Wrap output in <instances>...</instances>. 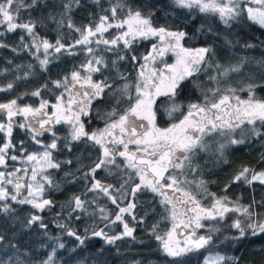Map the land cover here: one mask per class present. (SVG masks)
I'll list each match as a JSON object with an SVG mask.
<instances>
[{"label":"trees","instance_id":"trees-1","mask_svg":"<svg viewBox=\"0 0 264 264\" xmlns=\"http://www.w3.org/2000/svg\"><path fill=\"white\" fill-rule=\"evenodd\" d=\"M69 2L23 0L25 7L19 12V22L35 23L37 42L46 39L55 44L60 39L66 46L60 53L50 49L46 66H41L39 62L44 59L43 48L37 52L32 37L23 29L1 32L0 44L5 46L0 47V89H7L8 84H12V88L0 91V103L13 99L21 107H38L42 99L50 104L55 103L62 89L56 88L53 82L62 80L73 70H79L91 58L86 51L89 45L69 47L80 39V33L75 28L94 26L101 15L111 17L109 10L113 6H118L119 18H123L128 9L139 10L144 15L153 14V26L186 33L181 41L184 47L212 50L206 57L207 63L201 65V71L181 82L175 98L163 96L157 99L155 112L159 127L167 128L178 122L182 118L181 113L187 111L188 104L201 102L202 91L210 88H233L237 90V95L247 99L245 89L251 84L255 86L256 97L264 99V28L248 20L246 14L225 25L218 15L179 8L173 0H99L98 3L97 0H79L78 3L73 2L71 10L66 12L64 6ZM69 23L74 28H69ZM119 31L113 28L104 33V38L111 39ZM155 42L153 38L137 39L130 49H124L120 44L113 51H107L106 47L109 46L103 44L97 46L93 54L102 56L107 67L94 73L92 78L94 81L106 80L111 88L92 103L89 115L82 120L85 131L91 133L103 129L109 112L116 109L122 113L134 103L136 77L143 63L142 57L151 52ZM119 55L125 59L119 60ZM132 56L137 58L136 61L132 60ZM241 60H246V63L240 72H232L226 77L218 75L223 68L236 65ZM113 61H116L115 66ZM172 63L171 56L168 64ZM217 64L222 67L218 69ZM121 76L125 78L121 79ZM210 76H216L217 80H210ZM126 83L129 85L128 93L133 97L131 101L122 92ZM36 90H40L39 97L31 95ZM174 104L182 106L181 112H173L170 118L168 111ZM6 119L0 113V122H6ZM23 122L21 117L18 118L17 124ZM244 127L246 129L248 126ZM70 130V126L64 123L54 128L60 139L57 149L52 151V159L59 162L60 167L47 169L46 174L50 175L53 184H46L42 193V198L51 200L52 205L40 211L29 204L11 200L0 203V208L8 203L12 209L7 213L0 211V236L3 237L0 240V264H44L50 256L51 264H205L206 260L217 255L225 257L221 264H264V233L253 235L250 229L245 228V234L241 236L239 230L231 225L236 219L243 221L244 225L248 221L237 212H228L222 219L217 217L202 221L205 227L197 229L198 236L212 237L204 248L181 256L168 255L162 241L156 238H167L166 233L171 229L170 220L165 219L168 213L161 203L163 197L147 188H141L133 195L132 189L139 183V177L135 170L125 168L122 161L117 163L120 167L98 169L93 179L90 169L101 157L102 150L86 138L71 141ZM233 135L241 138L240 130ZM40 139L47 144L52 137L46 134ZM6 140L4 133H1L0 145ZM11 142L15 146L12 154L20 155L24 150L28 153L43 150L32 141L30 134L17 126ZM203 144V148L195 150L190 165L186 162L183 174L179 175L181 180L191 182L182 187L190 190L204 207L211 206V194H215L216 198L226 196L230 207L251 206L250 210L256 214L254 219H264V184L259 181L251 185L242 181L232 182L244 167L257 173L264 171V136L257 138L245 133L244 143L233 145L229 143V137L214 134L203 139ZM221 144L225 145L222 150ZM95 180L113 186L110 194L116 197V204L99 190L89 191ZM201 181L203 186L198 187ZM226 185H230L227 190ZM73 196H80L85 201L83 210H72L69 202ZM129 203L135 205V218H127L133 229L131 236L108 244L104 238L93 235V232L101 230H106L108 237L120 235L123 225L114 221L119 207H126ZM101 208L104 209L103 213L100 212ZM32 215L40 216L41 220L29 225ZM41 223L46 227L41 228ZM60 224L65 227H59ZM69 231L76 235H68ZM76 236L84 239L82 245ZM61 243L63 248L59 247Z\"/></svg>","mask_w":264,"mask_h":264},{"label":"snow or ice","instance_id":"snow-or-ice-1","mask_svg":"<svg viewBox=\"0 0 264 264\" xmlns=\"http://www.w3.org/2000/svg\"><path fill=\"white\" fill-rule=\"evenodd\" d=\"M73 2L78 3L79 0H70L64 6L66 12L71 10ZM173 3L179 8L198 9L200 13L218 15L225 25H229L230 21L246 14L248 20L264 28V0H173ZM249 4L257 5V7H250ZM22 7H25L23 0H0V26H5L7 32L23 29L30 35L36 51L39 52L41 47L43 48L44 59H40L39 62L41 66H46L49 63V50L60 53L62 49H66V46L61 43L60 39H57L55 44L46 39H40L37 42V35L34 31L35 23L32 21L19 22V12ZM117 7L110 8L111 17L101 15L94 26L88 25L83 29L75 28V31L80 33V39L69 47L87 46L94 42L96 45L109 46L106 50L113 51L120 44L124 49H130L137 39L156 38L158 44H153L151 52L142 57L145 63L140 66L135 83L134 103H131L122 113H118L116 109L109 112L103 129H97L91 133L85 131L81 116L89 115L92 102L102 98L105 90L111 88L106 80L94 81L92 78L93 73L101 72L103 67H107L102 56L93 54L92 47L86 48L91 58L87 59L79 70H73L62 80L53 82L56 88L62 89L56 96L55 103L50 104L48 100L43 99L38 107L32 105L21 107L16 99L0 103V113L7 118L6 122H0V133H5L8 138L7 142L0 145V168H7L8 160L18 159L16 155H9V150L15 147L10 139L14 125L24 129L30 134L32 141L43 149L41 152L26 155L25 161L31 166L30 169L14 168L12 172L0 171V201L11 200L19 204H29L40 211L52 205L51 200L42 198V193L46 184H53L50 175L46 174L47 169L60 167V163L52 159V151L57 149V142L60 139L54 131V125L64 123L70 126L71 141L86 138L102 150L101 157L90 169L93 179L96 171L102 167L107 165L120 167L116 163V157L119 156L126 168L135 170L136 176L139 177V183L132 189L133 195L143 187L163 197L161 203L168 213L165 219L170 220L171 229L166 233L167 238L160 236L156 238L162 241L163 249L168 255L179 256L185 252L204 248L211 242L212 237L211 235L197 236V229L205 227L202 221L215 220L217 217L222 219L228 212L240 213L247 219L246 225L240 219L234 220L231 225L239 230L241 236L245 234V228L250 229L253 235L264 233V219H254L256 214L250 210L251 206L230 207L226 196L216 198L215 194H211L213 196L211 206L204 207L190 190L182 187L183 184L191 182L179 178V175L183 174L186 162L190 165L191 156L195 150L198 147H204L203 138L205 136L218 133L229 137V143L233 145L244 143L245 133L257 138L264 136V99L256 97L255 86L251 84L245 89L248 93L247 99L237 95V90L233 88L224 90L219 87L210 88L202 91L201 102L188 104L187 111L181 113L182 118L178 122L172 123L167 128L159 127L153 108L156 97L164 95L175 98L181 82L201 71V65L207 63L206 57L212 50L205 47L195 49L184 47L181 41L186 33L153 26L151 19L153 14L144 15L139 10L128 9L126 15L119 18ZM68 27L74 28V25L69 23ZM113 28L120 30L119 34L111 39L104 38V33ZM93 37H96L95 41L91 39ZM4 46L0 44V47ZM168 52L175 56V62L172 64L163 61V57ZM158 57L163 63V68H150L149 65L155 64ZM118 59L123 60L125 57L119 55ZM136 59L132 56L133 61ZM115 63L116 61H113L114 66ZM245 63L246 60H241L236 65L223 68L218 75L226 77L232 72H240ZM209 67H211L210 64ZM216 67L220 69L222 66L217 64ZM124 78L121 76V79ZM209 79L216 81L217 77L210 76ZM11 88L12 84H8L7 89ZM7 89H0V91ZM128 89L129 85L126 83L123 85L122 92L131 101L133 97L128 93ZM40 94V90L31 93L34 97H39ZM49 108L52 109L51 112L48 111ZM181 108V105L174 104L168 111V116L171 118L173 112H181ZM17 116L22 117L24 122L17 124L15 121ZM112 117L117 118L112 119ZM245 125L248 126L246 129ZM237 130H240L241 134L239 139L233 135ZM45 134H51L50 143L44 144L39 139ZM22 144L23 141H21ZM130 145H135V149H130ZM224 147L225 145H220L221 150ZM21 171L25 176L30 171L28 182L22 183L24 177L16 175ZM241 181L248 185L255 181L264 184V171L257 173L254 169L244 167L233 177L232 182ZM5 185H13L14 192H10ZM202 186L201 181L198 187ZM228 186L230 185H226L225 190ZM112 187V185H104L99 180H95L89 191L99 190L109 196L113 204H116V197L109 192ZM22 189H26L27 195L18 199L22 195ZM176 193L180 195L177 196ZM69 204L73 211L83 210L85 201L80 196H73ZM134 207L132 203H129L127 207H119L116 221H121V214L130 212ZM11 210L8 203H4L0 208V211L5 213ZM100 212L103 213L104 209L101 208ZM39 220H41L40 216L32 215L28 224ZM58 226L65 227L63 224ZM40 227L45 228L46 225L41 223ZM155 227L154 225V229ZM178 229L181 231L178 232ZM188 229L191 231H184ZM132 232L133 229L125 223L122 235L131 236ZM68 235L75 236L76 234L69 231ZM93 235L105 236L109 244L121 238V236L107 237L103 230L93 232ZM178 235L184 237L182 242L177 239ZM2 239L3 237L0 236V240ZM76 239L81 245L84 243L81 237L76 236ZM59 247L63 248L64 245L61 243ZM51 260L50 256L44 264H51ZM224 260L225 257L217 255L206 260L205 264H221Z\"/></svg>","mask_w":264,"mask_h":264},{"label":"rangeland","instance_id":"rangeland-1","mask_svg":"<svg viewBox=\"0 0 264 264\" xmlns=\"http://www.w3.org/2000/svg\"><path fill=\"white\" fill-rule=\"evenodd\" d=\"M250 7H257V5H254V4H250ZM255 24H257V23H255ZM257 25H259V24H257ZM260 26V25H259ZM4 30H6V28H5V26H0V33L2 32V31H4ZM111 30V29H110ZM107 33V32H106ZM93 41H95V39H96V37H93V38H91ZM156 42H155V44H158V40L156 39V38H153ZM90 47H92L93 49H94V51H96L97 49V46H99V45H96L94 42L92 43V44H90L89 45ZM173 57V63L175 62V56L171 53V52H168V53H166L165 54V56L163 57V61L164 62H166V63H168V60H169V57ZM145 63V61L143 60V63L142 64H144ZM141 64V65H142ZM140 65V66H141ZM140 66H139V69H138V73H139V71H140ZM149 67L151 68V67H155V68H157V69H159V68H163V63H161L160 62V58L158 57L157 58V62L155 63V64H150L149 65ZM138 73H137V76H138ZM93 75H94V73H93ZM136 80H137V77H136ZM162 96H164V95H161V96H158V97H156V100H155V103H156V101H157V99L158 98H160V97H162ZM93 103V102H92ZM153 108H154V111H155V104L153 105ZM85 116H81V121L83 120V118H84ZM18 118H20V116H17V117H15V121H16V123H17V121H18ZM22 118V117H21ZM23 119V118H22ZM6 121V120H5ZM58 125V124H57ZM15 129V125H14V127H13V130ZM1 134V133H0ZM12 134H13V132H12ZM4 135L6 136V134L4 133ZM46 136V134L43 136V137H45ZM7 138V137H6ZM40 138H42V137H40ZM39 138V139H40ZM8 139V138H7ZM11 139V138H10ZM6 142H7V140H6ZM14 151V149H10L9 150V155H16L17 157H18V159L16 160V161H12V160H8V167L7 168H0V171H5V172H12L13 171V169L14 168H19V169H21V170H23L24 168H29L30 169V165L25 161V157H26V155L27 154H31V153H28L27 151H21L22 153L20 154V155H17V154H12V152ZM39 151L41 152L42 150H40L39 149ZM33 153V152H32ZM38 153V152H37ZM117 159L118 158H116V162H117ZM110 166H113V165H107V166H105V167H102L101 169H103V168H109ZM16 175H19V176H23L24 177V179H23V181H22V183H26V182H28L29 180H30V175H31V173H30V171H29V174L27 175V176H25L24 175V173H23V171H21L20 173H17ZM13 179H15V177H12ZM38 179H39V177H38ZM5 187H7L8 189H9V191L10 192H14V188H13V185H5ZM143 188V187H142ZM110 190L111 189H109V192H110ZM21 193H22V195L20 196V197H18V199L19 198H22L23 196H26L27 195V191H26V189H22L21 190ZM111 193V192H110ZM176 195H178V193L176 194ZM179 196V195H178ZM1 202H5V201H0V203ZM127 207V206H126ZM134 211H135V207L133 208V209H131V211L130 212H126V213H122L121 215H122V220L121 221H116V219H115V221L114 222H120L122 225H123V232H124V224L125 223H127L128 224V226L130 227V223H128L127 222V218L128 217H130V218H132V219H134L135 218V216H134ZM227 214V213H226ZM225 214V215H226ZM131 228V227H130ZM178 232H179V230H177ZM103 232L106 234V230H103ZM122 232V233H123ZM122 233L120 234V235H118V236H121V238H123V237H125V235H122ZM197 236H198V234H197ZM97 237H101V238H104L105 239V236H97ZM108 237V236H107ZM116 237V236H115ZM120 238V239H121ZM177 239H179V240H181V242L183 241V239L184 238H179V236H177ZM118 240V239H117ZM105 241H106V239H105ZM116 241V240H115ZM109 244V243H108ZM187 252H185V253H183L182 255H184V254H186ZM179 256H181V255H179Z\"/></svg>","mask_w":264,"mask_h":264},{"label":"flooded vegetation","instance_id":"flooded-vegetation-1","mask_svg":"<svg viewBox=\"0 0 264 264\" xmlns=\"http://www.w3.org/2000/svg\"><path fill=\"white\" fill-rule=\"evenodd\" d=\"M214 134H218V133H214ZM214 134H211V135H214ZM208 136H210V135H208ZM208 136H205L203 139H205L206 137H208ZM130 147V149H135V145H130L129 146ZM116 158H118L117 159V162L116 163H118L119 161H122L123 162V160H122V158L121 157H119V156H117ZM123 164H124V166H125V163L123 162ZM125 168H126V166H125ZM128 169V168H127ZM129 170H132L133 171V169H129ZM103 184V183H102ZM104 185H107V184H104ZM165 191H169L170 192V190H168V189H164ZM177 194V193H176ZM178 195H180V193H178ZM177 195V196H178Z\"/></svg>","mask_w":264,"mask_h":264},{"label":"water","instance_id":"water-1","mask_svg":"<svg viewBox=\"0 0 264 264\" xmlns=\"http://www.w3.org/2000/svg\"><path fill=\"white\" fill-rule=\"evenodd\" d=\"M54 127H55V125H54ZM181 230L179 229V232H180ZM185 232H187V231H189V230H184ZM180 238H182L183 236H180V235H178Z\"/></svg>","mask_w":264,"mask_h":264}]
</instances>
